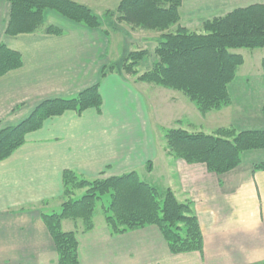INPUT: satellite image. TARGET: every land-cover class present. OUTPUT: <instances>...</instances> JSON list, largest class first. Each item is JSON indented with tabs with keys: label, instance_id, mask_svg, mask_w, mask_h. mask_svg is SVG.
<instances>
[{
	"label": "crops",
	"instance_id": "1",
	"mask_svg": "<svg viewBox=\"0 0 264 264\" xmlns=\"http://www.w3.org/2000/svg\"><path fill=\"white\" fill-rule=\"evenodd\" d=\"M252 4L264 0L233 9ZM9 12V4L0 0V43L20 54L22 66L0 77V127L24 120L45 100L73 98L95 84L102 100L100 113L88 109L49 118L0 162V264H57L42 215L60 211L63 172L92 180L136 171L152 160L147 99L118 72L101 76L109 65H101V58L110 45L101 29L47 11L45 23L63 34L9 37ZM262 161L264 151L246 152L239 167L221 177L200 164L169 167L173 170L161 188L179 202H190L202 234L201 252L171 255L155 226L112 235L101 221L103 209L94 211L89 232L70 220L61 228L77 231L79 264H263L264 172L252 170Z\"/></svg>",
	"mask_w": 264,
	"mask_h": 264
},
{
	"label": "trees",
	"instance_id": "2",
	"mask_svg": "<svg viewBox=\"0 0 264 264\" xmlns=\"http://www.w3.org/2000/svg\"><path fill=\"white\" fill-rule=\"evenodd\" d=\"M10 6L5 35L23 34L59 36L61 29L44 21V12L52 11L87 29L101 23L85 6L70 0H4ZM183 0H121L117 20L132 30L157 33L155 48L129 52L122 71L138 81L180 92L201 115L220 111L231 104L229 86L233 83L243 57L238 49L264 50V5L236 8L225 15L204 21L198 30L179 25ZM150 56L151 67L140 74L141 62ZM22 66L18 52L0 43V77ZM264 75V56L260 63ZM107 75L102 72V76ZM99 85L81 91L73 98H55L41 102L31 114L14 126L0 128V162L9 158L25 142V136L39 130L49 118L88 109L100 113ZM262 127L244 130L218 128L211 134L174 128L165 130L170 155L186 164L204 165L209 173L221 177L241 164L244 152L264 150V107ZM260 117V116H259ZM263 171L264 163L252 165ZM85 188L80 196L75 189ZM109 195L105 225L112 235H120L147 226H155L171 255L201 252L202 234L190 202H179L170 189L149 184L136 171L103 179H84L73 171L62 174V204L57 213L43 214L42 221L53 240L57 264H79L77 231L64 232L65 220L79 222L81 232L93 229V213L102 197ZM264 264V263H263Z\"/></svg>",
	"mask_w": 264,
	"mask_h": 264
},
{
	"label": "rangeland",
	"instance_id": "3",
	"mask_svg": "<svg viewBox=\"0 0 264 264\" xmlns=\"http://www.w3.org/2000/svg\"><path fill=\"white\" fill-rule=\"evenodd\" d=\"M70 1L87 7L101 23V26L94 30L101 29L104 35L103 38H110V45L107 50L104 43L105 39L102 40L103 43L101 48L103 52L106 50V53L104 54L105 57L101 58V65H109L103 67L101 72H103V70L106 73L118 72L126 81H130V84L138 90L140 96L147 99V108L151 124L150 128L153 131H150L152 135V137H150V144L154 149V153H151V155H153L152 160L146 162L143 167L136 170L141 180L152 184L161 191H165L166 189L161 187L165 186L164 182L166 183L168 175H171L173 168L169 170V167L176 166L177 163H185L182 159L169 154L167 142L165 140V130L180 128L188 132L211 134L218 128L231 127L240 131L248 128L249 125L253 127L257 126V123L260 124L258 125L260 128L262 127L263 117L261 115V110L264 107V75L260 71V63L264 56V50L238 49L232 51L243 57V65L239 68L237 76L230 86L231 104L220 111L201 115L180 92L140 82L137 80L139 74L130 76L122 71V64L127 54L137 50H147L150 53L156 46L155 41L159 34L132 30L125 24L119 23L117 20L116 8L121 0ZM247 2H250V0H185L182 10L181 8L179 10V25L182 27L185 26L189 30H198L204 21L216 16L225 15L232 11L233 8L243 6L247 4ZM53 13L60 16L55 12ZM60 17L65 21L73 23L62 16ZM81 26L85 27L83 25ZM154 59L153 56L149 55V57L141 62L138 68L140 74L151 67ZM245 114L247 117L244 119ZM21 116H24V114ZM233 118L239 121L234 122L235 119ZM16 120L6 122V124H9L10 127L14 126L19 123ZM259 163H264V161ZM166 168L168 170L165 172L164 169ZM108 177L109 176L101 175L97 178L103 179ZM84 192L85 188H77L75 189V196H80V194L82 195ZM102 198L104 202L100 200L96 204L95 210L99 211L103 209V218L100 220L105 221V212L107 211L106 203L108 204L109 195H105ZM103 205H105V207ZM95 219L93 215V224Z\"/></svg>",
	"mask_w": 264,
	"mask_h": 264
}]
</instances>
